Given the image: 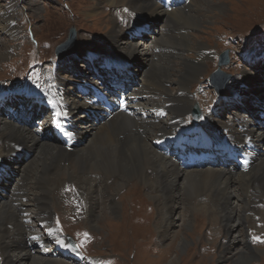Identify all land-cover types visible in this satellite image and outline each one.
<instances>
[{
    "label": "rangeland",
    "instance_id": "rangeland-1",
    "mask_svg": "<svg viewBox=\"0 0 264 264\" xmlns=\"http://www.w3.org/2000/svg\"><path fill=\"white\" fill-rule=\"evenodd\" d=\"M11 1L0 0V5L6 8ZM148 1L150 0H140L139 2L137 0H34L33 2L31 0H18L15 15H13L11 21V24L15 26L16 34L11 36L0 29V52L9 53L5 58H0V94L6 93V91L29 93L31 91H38V89L46 85V82H49L48 76L52 75L54 71L59 75L57 76V81L64 79V82H68V86L72 87L70 90L74 94L81 93L78 83H82L85 87L92 85L96 88L99 87V91L104 92L108 98L107 100L111 102L117 90H120V87L115 85V82H112L109 78L110 74L116 73L117 69L114 67L105 69V66L102 64V53L91 51L89 47L99 45L113 58L117 54L122 56L123 53L117 51L113 44L114 42L111 41V31L115 24L119 33H122L127 38L130 34L139 37L143 34L145 38H148L150 35L155 36V42L151 44L153 54L148 57V61L132 57L129 58L132 60H130L131 62H124L126 68L121 71L119 70L120 75L125 72V75L127 74L131 77L130 81L128 78L124 80L126 82L125 86L132 83L130 88H127V91L132 86H139L141 79H146L147 77V80L151 84L153 83L152 85H155L157 95L163 94L164 88L173 91L176 81L185 71L179 65L182 62L181 58L195 61V45L201 44L207 49V57L201 60L204 67L196 78L186 83V89L192 98L191 105L197 101L200 103L199 106H202L204 110H207V108L209 110V106L213 100L218 98L224 99L221 116L215 114L214 109L210 108L209 114L213 116L211 120L213 123L208 121L207 125L209 127H220L221 124L226 123L228 117L233 114L232 112L237 111L241 114L246 109L248 111L254 101L257 103L262 97L264 100V91H260L262 92L261 96H259L260 92L257 95V92L261 89L257 83L259 75H261L262 80L264 79V0H189L186 4L182 5L181 11L191 14L192 17H196L195 21L192 20V24H187V22L181 19L182 14L177 13V17L169 19V13H166L167 22L165 26H162V29L160 25L163 22L160 15H151L150 18H153V20H148L149 16L139 11L140 5L146 6L149 4L147 3ZM133 2L137 3L135 8L133 5L136 3L133 4ZM205 3H208L210 6L223 4V9L217 11L215 10L216 7H214L215 9L211 10L205 7ZM141 19H147L146 27H149L140 28V31H132V26L136 22L141 21ZM0 22L4 25L2 20ZM72 28L75 31L74 45L76 50H83L84 53L82 52V55L76 57L74 56L75 52L67 53V55L58 59L55 57V48L66 41L68 33ZM184 35L189 37L191 41L182 42L180 37ZM155 48H159V52L155 51ZM224 50H227L229 61L225 65H221L220 69L227 72L230 75V79L225 84L223 95L219 96L215 92H212L213 88L208 85L206 79L219 66L217 55ZM89 52L98 53L100 56L90 62L87 57L90 54ZM116 59L120 58L116 57ZM93 67L95 70H93ZM102 71L105 74L98 76ZM119 77L122 79V76ZM244 81L246 84H244ZM163 82L166 85L164 88L156 85L158 83L162 85ZM55 89L57 90L56 94L58 98H60L57 86ZM141 89L145 90L146 88L142 86ZM199 89H202V91L199 92ZM205 91L208 92V96L205 95ZM231 92L232 94H230ZM16 94L19 93L1 98L2 101H5L8 100V97H11L12 103L11 106L0 105V112L6 114L9 118H15L17 125L27 126V128L34 130L36 126L34 121L41 120L39 114L43 110L41 107L37 108L36 104H33L29 109L27 104L22 102V100L19 101V99L23 98ZM86 95H90V93ZM96 98L98 102L102 103V97ZM25 99L29 100L26 97ZM16 100L24 104L28 109H25L22 105V112H24L22 117H20L21 110L18 109ZM263 100L262 103L264 104ZM87 104L89 106L93 105L91 102ZM93 106L97 107L96 110L103 115V107L101 105L97 106L94 104ZM7 107L9 109L11 107L18 109L17 112L20 115L17 114L16 116H18L17 118L20 121L9 112ZM256 110L258 115L261 116L264 112V105L263 107L258 106ZM83 111L84 109L78 110L77 115ZM188 111L183 115H186ZM35 114L38 116L37 118L34 117L29 121L26 120L27 117H32ZM84 114L86 115L85 112ZM44 136L41 140L45 143L61 144L51 134ZM74 138H77L76 135ZM253 142L250 143L252 146ZM262 143L264 146V142ZM75 145L76 140L72 146ZM27 155L25 151L21 152V162L19 165L27 161ZM179 164L183 165L181 160ZM143 165L144 163L138 171ZM214 165L226 168L231 164L229 160L216 159ZM86 166L89 165L86 164ZM51 167L52 163L50 160L45 165V168L40 171L51 169ZM56 167V165L53 167L54 169L51 171V174L45 176L48 177L47 181L44 182V186L46 187L45 195L53 198L49 204L51 211L49 222L53 226L55 223L59 227L61 234L63 231H66V234L74 231L75 235L85 244L87 253H84L88 257L83 258L80 263L69 262L65 259V256L72 252L67 251L61 254L67 264H99L101 260H103L101 264H170L173 258L171 264H234L232 261L234 259L239 260L240 251L245 254L244 251L246 249L244 246L247 244H249L248 246H257L260 251L254 252L250 256L248 255V260L245 261L246 258L240 260L239 264H264V242H258L254 239V237H260L261 240H264V201L257 195H252L251 193L245 199L242 198V201H246L247 203L239 202L238 207L234 209L237 214L238 226L234 229L236 231L231 229L233 233H230V235L231 237L236 236L240 238H236L238 242L236 241L237 244L235 243L234 247L230 250L231 255L223 258L222 251L228 243L227 226L233 223V220L229 222L225 216L229 211L227 206L221 204L219 208H215L210 205L207 211H200L199 209L192 211L191 209H187V206L196 208L192 206L194 204L191 201L197 198L203 201L207 198L208 193H200L195 197L189 198V196L184 197L181 193L183 189L182 187L180 188L179 197H182V200L177 206L178 215L175 224L170 229V234L163 239V237H160V234L156 233L160 224V220H157L158 213L156 211L158 209V202H156V198L153 199L151 197L156 192L148 191L144 186V180H140L137 177L129 178L123 185L113 189L110 182L116 181L117 183L119 179L108 176L104 180V176L96 173H86V176L93 181V185L91 186L87 180L82 181L74 178L54 179ZM247 167L249 169L250 165L248 164ZM11 168V166L7 167L5 165L0 170V183L13 185L15 180H21L22 184L26 185V177H29L28 182L34 183L36 176L40 175L38 171L28 173L13 169V172H11ZM5 179L9 181H4ZM86 182L88 183L86 184ZM104 183H106L105 187H108L105 195L112 194L113 200L117 204L116 213L111 218H108L110 216L105 217V213L111 215L110 211H106L105 209L99 212L98 209L91 211L87 208L86 213H84L83 211L88 199L86 193L93 189H100ZM16 185L13 187L7 186V189L4 190L3 196H6L4 198L7 201H11L12 193L14 195L19 193ZM36 189H31V192ZM234 190H238V187L232 186L230 194L232 191L234 193ZM31 192H29V198H32ZM14 195L12 196L13 201ZM164 195L162 193L158 201L164 202L163 212L165 215L161 216V220L164 221L163 223H166L168 208ZM208 199L213 200L212 197ZM98 204H100V207H103V203ZM181 204L182 206H180ZM65 206L66 208H64ZM185 207L186 212H184ZM73 208L75 212H72ZM65 209L70 213L72 212V215L63 217L59 222H55V211L56 214H60ZM182 210L184 214H180ZM52 212L54 213L53 215ZM52 217H54V220ZM52 220L53 222H51ZM83 220H85V223ZM42 224L36 222L32 229H35L38 234L41 232L42 235L39 234V236L45 238L48 232L45 234L42 232L44 231V227L46 229L47 227ZM84 226L87 228L85 229ZM55 230L58 238L63 240L60 232L57 229ZM249 233L250 235L252 233L253 236H248ZM246 235L248 242L245 245ZM182 238L187 240V244L185 247L180 248L178 245ZM241 238H243L244 245L241 243ZM1 245L0 264H4ZM48 246L54 250L51 244L47 245L46 249H48ZM54 251L56 252V250Z\"/></svg>",
    "mask_w": 264,
    "mask_h": 264
},
{
    "label": "bare ground",
    "instance_id": "bare-ground-1",
    "mask_svg": "<svg viewBox=\"0 0 264 264\" xmlns=\"http://www.w3.org/2000/svg\"><path fill=\"white\" fill-rule=\"evenodd\" d=\"M31 1L33 2L34 0ZM137 1L139 2L140 0ZM171 1L172 0H162L161 4L156 0H150L147 2L149 4L146 3V6H143V4L140 5L139 11L149 16L148 18L145 17L148 20H153V18H150L151 15H160L163 22L162 25H160L161 29L167 22L166 13H169V19L177 17V13L182 14L181 19L187 22V24H192V20L195 21L194 19H196V17H192L191 14L181 11L183 6H176L174 5L175 3ZM17 2L18 0H12L6 8L0 5V21L2 20L4 23L3 25L0 22V29L11 36L16 34L15 26L11 24V21L13 15H15ZM135 3L136 2H133V4ZM205 4V7L211 10L215 9L214 7H216L215 10L217 11L223 9V4H215V6H210L208 3ZM136 5L137 3L133 5V7L135 8ZM111 37V41L114 42L113 44L116 50L123 53L122 56L120 54H117V56L114 55L120 59L112 57L116 62L119 61L118 63L120 65L125 66L124 62H131L132 60L129 58L132 57H138L148 61V57L153 54L151 44L155 42V36L150 35L148 38H145L143 34L140 37L130 34L127 38L122 33H119L114 24ZM180 38L184 43L191 41L186 35ZM95 48L94 52L102 53V59L109 56L99 45ZM195 51V61L181 58L182 62L179 65L182 67V70L185 71L176 81L173 91L165 89L164 86L166 85H164V82L162 85L158 83L156 85L164 89L163 94L157 95L156 87L147 80L148 77L146 79L142 78L139 86H132L128 91L127 88L129 86L126 87L122 84L123 79H119L118 82H115L121 86V92L125 90L128 108L126 109L127 112H125L123 110H118V107H116V109L108 113L113 114L112 117L108 119L106 110L103 111L104 115H102L96 110L97 107L93 106L94 104L99 105V103H97L98 101L94 95H86V88L85 92L80 90L81 93L74 94L70 90L72 87L68 86V82H64V79L54 82L59 92V100L63 101L64 104H66V102L68 103L69 113L72 114L73 122H75V125L73 124V131L77 138H75L76 145L71 146V150L65 149L61 144L45 143L33 129L31 130L27 128V126L17 125L15 118H9L6 114L0 112V170L6 165L7 167H12L10 169L11 172H13V169H17V171L22 170L28 173L32 171H38L40 173L39 176H36V181H34V183L28 182L29 177H26V185H23L21 180H15L13 185L0 183V231H2L0 232V245L2 244L4 264H67L61 254L70 250L66 247L64 241L58 238L55 230L56 228L49 222L51 213L49 204L53 198L45 195L46 187L44 186V182L47 181L48 177L45 176L51 174L55 165L57 167L54 179L63 180L74 178L82 181L87 180L91 186L93 185V181L86 176V173H96L100 176H104L103 179L108 176L119 179L117 183L116 181L110 182L113 189L123 185L129 178L137 177L140 180H144L146 189L156 192L155 195L151 196L153 199L156 198V202H158V209L156 211L158 213L157 220H160V224L156 233L160 234V237H163V239L170 234V229L175 224L178 215L177 206L182 200V197H179L180 188L182 187L183 189L181 193L184 197L189 196V198L192 196L195 197L200 193H208L207 198L203 201L198 198L191 201L194 204L192 206L196 208H190L186 205L187 209H191L192 211H196V209L207 211L210 205L215 208H219L221 204L227 206L229 211L225 216L229 222L233 220V223L229 224L231 227L227 226L228 243L222 251V256L226 258L227 255H231L230 250L234 247L237 241L236 238H240L236 236L231 237L230 235V233L236 231L234 229L238 226L237 214L234 209L238 207L239 202L246 204L247 202L242 201V198L245 199L251 193L252 195H257L264 201V146L262 143L264 142V118L263 114L259 116L256 110L258 106L263 107V97L261 100H258L259 103L257 101V103H255L254 101L248 111L246 109L242 111L241 114L237 111L232 112L233 114L228 117L226 123L221 124L220 127H209L207 125L208 123H203L202 127H204L205 130L201 125H198V127L185 125L183 128L184 131L191 132V136H193L192 131L198 136L201 135L199 132L206 131L208 135L212 137L219 136L218 138L222 141L227 140L232 145H235L234 143H242L241 145L244 147L242 150L247 152L250 157V168L247 171L242 170L241 167H234V165L226 168L217 167L214 165V158L188 161L184 154H182L183 157H178L174 154L166 155L159 152L151 143V139L156 138L158 132L164 134L169 130L176 131L177 127H180L182 124V115L186 111H190L193 107L194 103L191 105L192 98L188 94L186 83L196 78L200 71L203 70L202 68L204 66L201 60L207 57V49L203 45H195ZM7 55H9L8 52H0V58H5ZM101 74L105 73L102 71L98 76ZM126 76L128 75L126 74ZM129 76L127 78L130 81L131 77ZM260 76L261 75H259V81H257V83L261 89L257 92V95L260 91H264V79L262 80ZM131 84L132 83L128 85ZM244 84H246L245 81ZM142 86L146 89L142 90ZM261 93L262 92L259 93V96H261ZM253 94L256 95L255 92H253ZM11 101V97H8V100L5 101L0 99V105L11 106ZM88 102H91V104L93 103V105L89 106L87 104ZM223 107V98L213 100L211 104L214 113L219 116L222 115ZM81 109H84V111L77 115V111ZM162 111H168L167 118L160 119L158 117L159 113ZM23 113L24 112L21 111L20 117L23 116ZM17 114L20 113L17 112ZM15 117L17 118L18 116ZM212 117L213 116L209 114L206 122L209 121L213 123L211 121ZM168 118H171L170 122H167ZM247 135L251 137V142L254 141L252 147H247L244 144V139ZM24 151L28 154L26 156L27 161L19 165L21 162V152ZM180 159H184L182 166L179 164ZM50 160L52 163L51 169L40 171L45 168V165ZM143 163L144 165L138 171ZM86 164L89 166H86ZM95 166L97 168L94 169L93 167ZM116 171L120 173H111ZM6 180L7 179L4 181ZM88 182H86V184ZM14 185L19 189V193L15 195L12 193L11 201H7L4 198L6 196H3L4 190L7 189V186L13 187ZM105 185L106 183H104L103 187L100 189H93L86 193L88 199L85 204L84 213H86L87 208L91 211L96 209H98L99 212L104 211V209L110 211L109 213H111V215L105 213V217L110 216L108 218H111V216L116 213L117 204L113 200L112 194L105 195L106 189L108 188L105 187ZM232 186H235V188L238 187V190H234V193L232 191L230 194ZM33 188L37 189L33 190L32 194L31 189ZM29 192H31L30 195L32 198H29ZM162 193L165 194L166 206L168 208L166 223H163L164 221L161 220V216L164 214V202L158 201ZM13 195L14 201L12 199ZM210 197H212L213 200H209L208 198ZM98 203H103V207H100ZM180 206H182V204ZM64 208H66V206ZM210 211L212 213L211 209ZM72 212H75L74 208ZM184 212H186V207ZM184 212L182 210L180 214H184ZM71 213L66 209L60 214H56L55 211V222H59L63 217L72 215ZM211 218L213 219V217ZM36 222H41L47 227L48 233L45 238L39 236L35 229H32ZM83 222L85 223V220H83ZM84 227L85 229L87 228L86 226ZM231 229L233 231H231ZM247 242L248 237L246 235L244 244ZM241 243L243 244V238H241ZM50 244L51 247H54V250H56V257H53L46 249V246ZM186 244L187 240L182 238L178 246L183 248ZM248 245L249 244L244 246L246 249L244 251L245 254L240 251L239 260L234 259L232 261L234 264H239V261L245 258V261H247L248 255L250 256L254 252L260 251L257 246ZM57 250H59V252H57Z\"/></svg>",
    "mask_w": 264,
    "mask_h": 264
},
{
    "label": "water",
    "instance_id": "water-1",
    "mask_svg": "<svg viewBox=\"0 0 264 264\" xmlns=\"http://www.w3.org/2000/svg\"><path fill=\"white\" fill-rule=\"evenodd\" d=\"M147 21H148L147 19L146 20L145 19L144 20L141 19V21L136 22L134 24V26L141 25L144 22L146 23ZM74 33H75L74 29L73 28L70 29L66 41L57 47L56 52H57V54H58V56L60 58H62L63 56L67 55V53L69 54V53H74L75 52L76 56L82 55L84 53L83 50H79V49L76 50V47L74 45V43H75L74 42ZM89 48L91 49V51L92 50L94 51L96 49L95 47H89ZM228 61H229V59H228L227 51H226V52H223V54L220 55L218 64L219 65H223V64L227 63ZM219 70L220 69H216L214 71V73L211 74L210 78H211V84L213 85V87L216 88L217 93L219 95H223L224 86L227 83V80L229 79L230 75L229 74H223V72H221ZM230 94H232V92Z\"/></svg>",
    "mask_w": 264,
    "mask_h": 264
},
{
    "label": "snow or ice",
    "instance_id": "snow-or-ice-1",
    "mask_svg": "<svg viewBox=\"0 0 264 264\" xmlns=\"http://www.w3.org/2000/svg\"><path fill=\"white\" fill-rule=\"evenodd\" d=\"M55 115H56L57 117H59V116L61 115V113L57 112ZM64 115H66V113H64ZM57 127H60V123H59V121H57ZM85 235H86V234H85ZM254 239H255L256 241H258V242H264V240H261L260 237H254Z\"/></svg>",
    "mask_w": 264,
    "mask_h": 264
}]
</instances>
